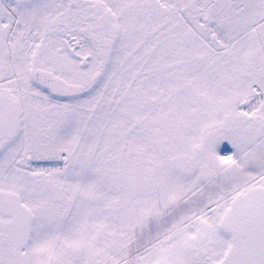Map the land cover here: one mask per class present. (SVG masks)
Returning a JSON list of instances; mask_svg holds the SVG:
<instances>
[{"label": "snow or ice", "instance_id": "snow-or-ice-1", "mask_svg": "<svg viewBox=\"0 0 264 264\" xmlns=\"http://www.w3.org/2000/svg\"><path fill=\"white\" fill-rule=\"evenodd\" d=\"M0 264H264V0H0Z\"/></svg>", "mask_w": 264, "mask_h": 264}]
</instances>
